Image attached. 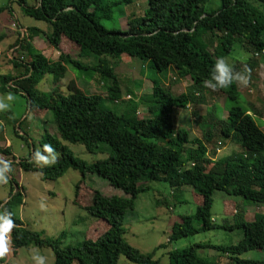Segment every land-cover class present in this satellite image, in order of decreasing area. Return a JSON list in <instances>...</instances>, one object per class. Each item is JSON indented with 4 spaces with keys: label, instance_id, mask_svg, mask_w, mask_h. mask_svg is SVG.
<instances>
[{
    "label": "trees",
    "instance_id": "16d2710c",
    "mask_svg": "<svg viewBox=\"0 0 264 264\" xmlns=\"http://www.w3.org/2000/svg\"><path fill=\"white\" fill-rule=\"evenodd\" d=\"M16 1L24 15L45 22L49 31L28 27L25 36L15 31L18 37L12 46L22 56H11L9 61L19 72L0 73V93L18 94L30 110L33 107L50 110L58 137L45 132L38 145L42 149L44 144H51L59 156L56 164L47 167L33 166L29 159L18 160L16 164L22 170H36L46 180L60 177L69 168L77 170L81 178L86 173H94L122 194L105 195L97 190L89 195L86 192V196L82 194L86 200L82 198L84 204L80 206L94 218L93 222L103 224L104 229L94 238H83L77 245H61L59 238L41 237L12 215L16 227L11 233V254L15 255L20 247L32 245L51 249L53 264L74 261L77 264H117L120 255L132 264H160L153 259V251L141 253L122 237L126 210L133 209L135 197L147 190V182L160 181L174 190L190 186L198 195L194 213L179 216L171 225L168 242L213 228L242 231L236 244H193L168 251V264H211V259L196 254V249L204 246L227 254L240 264H264V260L238 257L246 251L264 250V213L246 221L243 212L228 200L226 214L233 217L232 224L217 226L210 220L214 191L264 204V131L252 117L256 110L248 103L249 108L238 105L236 83L219 91L205 88L202 83L210 78L216 59L228 55L236 44L244 52L252 51L245 60L232 63L236 71H243L245 66L251 70L261 61L254 56L259 58L264 54V9L254 3L264 7V0H219L218 6L210 10L205 8L206 0H146L143 14L129 17L121 31L106 29L102 21L111 19L113 6L127 5L133 0H30V4ZM9 7L0 6V13L9 12ZM38 34L58 51L55 60H48L32 45L31 39ZM215 41L210 50L209 46ZM61 42L77 48L80 57H95V62L92 65L81 63L71 55V50L61 49ZM120 54L147 60L158 73L172 67L179 77L187 76L190 84L186 91L174 95L155 80L146 101L149 116H136L137 105L133 102L127 111L117 114L104 107L103 98L114 102L121 99L113 70L114 58ZM66 66L89 71L91 77L95 74L100 82L109 80L106 94H86L71 80L66 94H62L57 83L65 75ZM46 74L51 76L55 86L46 92L38 91L36 85ZM203 91L223 95L226 115L222 117L219 110V116L209 122L212 121L211 128H204L200 137L190 138L185 129L174 127L173 120L178 109L203 103ZM215 134L231 138L241 150L212 158L206 151ZM60 140L81 142L89 151L103 145L106 157L86 163L75 158ZM192 145L197 147L192 148ZM0 150L10 154L8 147ZM79 189L80 180L74 193L78 201ZM14 195L0 200V211L11 212ZM192 221L199 223L198 226H193ZM160 247L162 245L157 246Z\"/></svg>",
    "mask_w": 264,
    "mask_h": 264
},
{
    "label": "rangeland",
    "instance_id": "374dc122",
    "mask_svg": "<svg viewBox=\"0 0 264 264\" xmlns=\"http://www.w3.org/2000/svg\"><path fill=\"white\" fill-rule=\"evenodd\" d=\"M115 1V0H109ZM30 4V0H24ZM219 0H206V10L214 9L218 6ZM10 5L9 12L7 10L0 14V34H4L2 29L8 26V37L10 43L0 53V73L7 74L9 71L14 74V69L9 59L11 56L20 58L22 54L11 49L12 43L16 39V30L18 27L26 29L28 27H38L44 32L49 31V26L45 22L35 20L22 13V7L16 0H0V6ZM255 6L264 9L263 5L258 2ZM147 8L146 0H133L127 5H117L112 8V17L110 20H103L102 24L106 29L123 30L125 29L126 20L131 16H141ZM12 32L14 34H12ZM26 32L23 33L25 36ZM20 35V33L18 34ZM12 36V37H10ZM15 36V38H13ZM4 36H1L3 38ZM64 38V37H63ZM2 40V39H1ZM65 41H68L64 38ZM69 42V41H68ZM5 43V40L3 41ZM34 43L40 50L41 54L49 59L54 60L51 48H45L47 45L43 36L35 38ZM216 41L209 46L212 50ZM62 45V46H61ZM68 46L67 47L65 46ZM3 48L2 43L0 44ZM67 42L60 44L61 49L70 52L74 58H77L83 64L92 65L95 62L93 56H79L78 49L70 46ZM72 47V48H71ZM11 49V51H9ZM77 50V51H76ZM9 51V53H8ZM252 51H242L239 45L233 46V49L226 56H223L232 64L236 60H245ZM254 56L256 60H262ZM251 58V57H250ZM253 58V57H252ZM114 73L120 87V100L114 102L109 98H103L104 107L111 111L120 114L127 111V107L133 103L136 106V116L146 117L149 113L146 110V101L149 100L152 82L158 81L163 88L170 90L174 95L187 90L190 80L188 77H179L174 73L173 68H168L165 72H156L147 60L131 58L126 54H120L114 58ZM73 76L74 82H78V89L86 94L98 93L106 94V88L110 81L107 79L98 80L97 76L89 73V71H78L74 67L68 66L64 77L71 79ZM255 77V78H254ZM68 80V79H67ZM71 80V81H73ZM68 81L57 83L62 94H66ZM75 84V83H74ZM51 82V76L46 74L36 85V89L41 92L49 91L54 88ZM238 105L244 108H249L247 105V97L249 96L252 114L255 123L258 126H264V121L257 116L264 117V64L256 65L251 70V81L248 86L238 85ZM252 88V92H247V89ZM6 91L0 93V96L6 95ZM13 93V92H12ZM16 99L11 103L9 111L0 112V149L7 146L10 151L13 171L9 174L10 179L7 184H0V200H7L16 193L11 201V212L18 217L24 226L31 231H35L44 238H59L61 245H77L82 242L83 238H94L103 229L104 225L99 222H93V217L90 216L81 206L84 204L87 194L97 190L105 195L118 194L120 190L111 187L108 182L97 176L94 173H86L81 178L80 173L74 169H67L60 177L54 180L42 179L40 173L36 170H22L16 161L21 159H29L32 161V153L39 148L38 141L42 135L47 132L51 135H56V123L53 120L52 113L48 109H38L33 107L31 110L26 106L24 99L16 93H13ZM129 96V98L127 97ZM204 102L201 104H188L185 108L177 110L173 120L175 128H183L189 133V137H200L203 129L211 128L210 120L219 116L221 111L222 117L226 115L224 109V98L221 93H209L203 91ZM126 99L128 101H122ZM250 110V109H249ZM196 112L194 115L193 112ZM212 112V113H211ZM207 113H211L206 117ZM204 117V119L199 118ZM208 126V127H207ZM13 129L20 135L15 134ZM264 130V128H263ZM57 136V135H56ZM27 137V138H26ZM58 137V136H57ZM61 144L65 145L71 154L86 163H92L106 157L105 146L99 145L93 151L87 150V147L81 142H72L69 140H60ZM197 147L196 145H192ZM241 150L239 145L231 138L217 137L215 134L212 137V144L207 145V154L211 157H220L232 152ZM0 156L5 159H11L10 155H6L0 150ZM212 157V158H214ZM33 166L38 167L34 162ZM80 180L79 201L74 198L75 185ZM17 185V187L15 186ZM147 190L138 193L134 199L132 210H126L124 215V233L122 235L124 241L130 246L136 248L141 253H153V259H157L160 264H168V251L189 247L193 244L227 246L236 244L242 237V231L239 228L223 229L213 228L209 230L199 231L192 235L182 237L176 241L168 242L167 237L170 227L173 222L178 221L181 215H192L197 206V194L193 192L190 186L184 185L180 190L171 189L166 183L160 181L147 182ZM12 188V191H11ZM11 191V195H10ZM194 193V194H192ZM82 198L84 200H82ZM232 201L234 205L243 212V219L252 221L259 213L254 212L251 203L245 202L240 197H232L226 195L222 191H214L212 193V205L210 207V220L213 225H231L233 217L226 214L225 202ZM41 202L45 204V208H41ZM264 210V204H259ZM254 206V205H253ZM199 224V223H198ZM158 245L162 247L157 248ZM47 257L48 264H53L54 256L48 247H36L29 245L20 247L16 250L15 255L11 252L4 258L3 264H34L32 255L35 251ZM196 254L201 257H206L211 260L218 259L219 263L224 264L221 257L223 253L216 251L208 246L196 249ZM239 258L264 260V250H250L243 252ZM228 264H240L233 258H228ZM72 264H77L75 261ZM117 264H132L123 255H120Z\"/></svg>",
    "mask_w": 264,
    "mask_h": 264
},
{
    "label": "clouds",
    "instance_id": "9594fccd",
    "mask_svg": "<svg viewBox=\"0 0 264 264\" xmlns=\"http://www.w3.org/2000/svg\"><path fill=\"white\" fill-rule=\"evenodd\" d=\"M251 81V70L245 66L243 71H236L234 66L224 57H218L212 68L210 78L202 83L205 88L212 91H219L230 87L233 83L248 86ZM16 99L15 94L8 92L0 96V112L9 111L11 103ZM2 123V122H0ZM59 156L51 144H44L41 148L32 153V162L38 167H47L58 162ZM13 171L12 161L0 156V184L9 182V174ZM46 206L41 202V208ZM12 213L7 209L0 211V260L4 259L11 252V233L16 227ZM34 264H48L47 257L35 251L32 255Z\"/></svg>",
    "mask_w": 264,
    "mask_h": 264
},
{
    "label": "crops",
    "instance_id": "0c3cea01",
    "mask_svg": "<svg viewBox=\"0 0 264 264\" xmlns=\"http://www.w3.org/2000/svg\"><path fill=\"white\" fill-rule=\"evenodd\" d=\"M0 14H2V13H0ZM3 27H5L4 29H2V31L4 32V34H0V36H4L3 38H1L0 39V44L2 43V46H3V48H1V46H0V53L2 52V50L4 51V48L5 47H7L8 45H9V43H10V38L8 37V35L10 34L9 33V31L11 30V28H8V26H3ZM5 30H9L8 32H6ZM44 31V30H43ZM11 32V31H10ZM12 34H14L13 32H12ZM41 34H38L37 36H34L32 39H31V43H32V45L35 47V48H37L39 51L40 50H43V48H38L36 45H35V43H34V39L35 38H41ZM10 37H12V36H10ZM13 38H15V36L13 37ZM5 40V43H3V41ZM47 45V44H46ZM13 48H15V47H12L11 49H13ZM45 48H51V50L52 49H54V48H52V47H50L49 45H47ZM11 49L9 50V51H11ZM9 51H8V53H9ZM51 52H53L52 53V56H54V58L56 59V57H57V55H58V51L56 50V49H54V50H52ZM54 59V60H55ZM49 60V59H48ZM53 61V60H52ZM259 64H264V59H262L261 61H259L258 63H257V65H259ZM68 66H66V68H67ZM256 67V66H255ZM255 67H253V69L255 68ZM170 68H172V67H169V69ZM14 69V74H17L18 72H19V69L18 68H13ZM174 70V73L176 74V72H175V69H173ZM252 70V69H251ZM8 73H10L9 71H7ZM11 73H12V71H11ZM185 77H187V76H185ZM255 78V77H254ZM68 79V80H67ZM65 78L64 76L58 81V83L59 82H63L64 80L65 81H70V80H73V76H72V78L71 79H69V78ZM189 79V78H188ZM73 82H74V80H73ZM75 83V85L78 87V82L77 81H75L74 82ZM238 85L239 84H237L236 83V86H237V89H239V87H238ZM59 86V85H58ZM240 86V85H239ZM79 89H80V87H79ZM247 92H249V93H251L252 92V88H249V89H247ZM248 101H249V96L247 97V103H248ZM249 105H250V103H248ZM251 106V105H250ZM256 114V113H255ZM258 115V114H257ZM263 121H264V117H262L261 115H258ZM262 130H263V128H264V126H261L260 127ZM264 131V130H263ZM194 137H198V136H194ZM1 143V142H0ZM3 146H5V147H8L7 146V141H5V143L3 144ZM10 155V158H11V154H9ZM212 157H214V156H212ZM215 158V157H214ZM7 160H12V159H7ZM180 190V189H179ZM245 201V200H244ZM245 202H247V203H251L252 205H251V207H248V208H254V212L255 213H259V211H260V213H262L264 210L261 208V206L259 205V204H261V203H253V202H251V201H245ZM254 205V206H253ZM257 210H259V211H257ZM192 224H193V226H198V224L195 222V221H192ZM224 255V258L223 257H221L222 258V260H223V263L224 264H228L229 263V256L227 255V254H223ZM239 257V256H238ZM243 259V258H242ZM4 262H2V263H0V264H3ZM222 263V262H221ZM221 263H219V261H218V259H214V260H212V263L211 264H221Z\"/></svg>",
    "mask_w": 264,
    "mask_h": 264
},
{
    "label": "built area",
    "instance_id": "2783aa9c",
    "mask_svg": "<svg viewBox=\"0 0 264 264\" xmlns=\"http://www.w3.org/2000/svg\"><path fill=\"white\" fill-rule=\"evenodd\" d=\"M17 30L20 32L21 35H23V33L25 32V30L22 28H18ZM127 97L129 98V96H127ZM263 213H264V211L262 212V214Z\"/></svg>",
    "mask_w": 264,
    "mask_h": 264
}]
</instances>
